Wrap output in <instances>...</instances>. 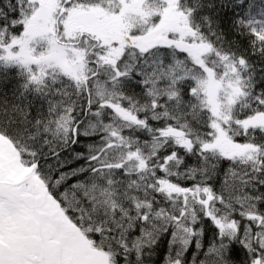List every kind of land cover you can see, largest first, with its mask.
I'll return each instance as SVG.
<instances>
[{"label":"snow or ice","instance_id":"6c2138e0","mask_svg":"<svg viewBox=\"0 0 264 264\" xmlns=\"http://www.w3.org/2000/svg\"><path fill=\"white\" fill-rule=\"evenodd\" d=\"M0 264H264V0H0Z\"/></svg>","mask_w":264,"mask_h":264},{"label":"trees","instance_id":"16d2710c","mask_svg":"<svg viewBox=\"0 0 264 264\" xmlns=\"http://www.w3.org/2000/svg\"><path fill=\"white\" fill-rule=\"evenodd\" d=\"M15 83H16V81H15V78L13 77L10 80H8L6 83H4L2 86L3 93L7 95V98L9 100L13 99L11 92H12V89H13Z\"/></svg>","mask_w":264,"mask_h":264}]
</instances>
